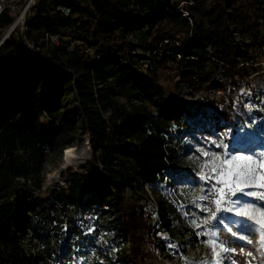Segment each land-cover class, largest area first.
<instances>
[{"label": "trees", "instance_id": "trees-1", "mask_svg": "<svg viewBox=\"0 0 264 264\" xmlns=\"http://www.w3.org/2000/svg\"><path fill=\"white\" fill-rule=\"evenodd\" d=\"M140 2L151 17L134 39L123 22L125 0H37L33 14L24 20L25 31L21 32L22 26L14 29L0 44V264H51L26 254L16 223L20 217L27 220L28 186L41 188L44 133L73 129L61 104L69 92L79 95L91 158L80 166L81 172L70 174L67 185L55 190V201L75 206L91 190L92 201L115 205L117 197L116 221L126 238L118 245V260L124 263L156 264L149 250L154 236L172 229L162 204L153 208L154 221L150 210L134 198L179 163L180 138L173 131V125L179 126V113L164 98L159 70L177 75L195 92L209 85L214 96L220 91L215 99L206 96V102L237 128L233 115H238L227 107L248 82L251 74L246 63L256 57L255 48L264 56V0H188V17L178 13L171 0ZM10 7L0 12V31L13 23ZM61 7H67L68 14ZM75 24L92 30L93 40L69 48L59 29ZM51 37L56 42H50ZM27 41L33 43V52ZM45 48L48 57L42 53ZM137 49L152 58L148 72L139 62ZM46 62L56 71L49 79L42 74ZM39 81L43 86L37 92ZM93 82L105 86L93 93L87 86ZM109 83L125 104L114 98ZM4 84L13 86L11 97L1 92ZM105 112L110 113L108 118ZM128 146L132 147L128 160H117L118 152ZM98 164L101 170L96 169ZM122 187L130 191L126 201H122ZM16 197L26 199L22 213L14 209Z\"/></svg>", "mask_w": 264, "mask_h": 264}, {"label": "rangeland", "instance_id": "rangeland-1", "mask_svg": "<svg viewBox=\"0 0 264 264\" xmlns=\"http://www.w3.org/2000/svg\"><path fill=\"white\" fill-rule=\"evenodd\" d=\"M171 1L176 4L175 10L178 13L182 16L188 14V0ZM125 2L126 5L122 10L123 22L131 30L129 37L134 39L135 32L141 27L144 28L151 13L140 0H125ZM4 3L11 6L10 15L13 17V23L0 31V44L7 41L14 29L17 30L22 26L21 32H24V20L33 14V10L27 8V0H4ZM91 32L92 30L78 28L76 24L70 28L59 29L62 40L69 48L76 44L86 45V41L93 40ZM49 40L54 42L52 38ZM237 41L240 45L239 36ZM247 42L249 43L250 40L248 39ZM32 46L33 43L27 41L26 47L31 52H33ZM255 49L256 57L246 63L251 74L248 82L235 92L233 105L227 107L228 112L232 110L238 115H233L238 123L236 129L206 102V96L209 100L215 99L220 91L214 96V91L209 85L208 88L195 92L186 82L178 81L177 75L173 76L165 69L159 70L164 98H167L179 113L177 116L179 126L173 125V131L178 132L180 138L179 163L170 173H164L162 180L147 185L144 192L138 191L134 194V198L150 210L149 213L151 212L154 221L155 211L154 213L152 211L159 203L165 207L169 218L172 219L171 231L155 235L154 244L149 247L156 264H198L204 260L209 264H216V261H219V264H232V261H235V264H264V241L261 240V233L255 228L250 229L248 224H251V220L236 215V207L229 202L225 201L221 204V211L217 213L219 223L210 220L208 224H203L199 228L192 224L193 220L201 223L210 215L208 211L202 209L216 210L211 185L217 184L219 188L224 185L217 183L218 180L230 181L231 177L228 173L236 163L224 164L222 168L217 169V173H212V164L209 163L203 171L205 174L216 175V179L205 181L201 179L202 165L205 161H210L211 157H206L203 153L215 154L222 160L226 151L230 155L252 156L253 159H257L258 154L264 152V56L259 54L257 48ZM49 52L46 48L42 50L45 57L50 55ZM136 52L143 70L148 72L152 62L150 54L141 49H137ZM55 73L56 71L46 62L42 68L44 79L52 78ZM42 82H37V92L41 91ZM87 86L88 91L95 93L105 85L93 82ZM108 86L113 88L114 98L125 104L118 90H115L114 84L109 83ZM12 90L13 86L10 84L1 87V92L9 97L12 96ZM78 97V93L74 90L66 94L61 102L73 129L61 134L44 133L43 135L41 144L45 163L40 175L41 188L37 190L28 186L31 206L25 211L27 220L22 221L21 217L17 220L16 233L27 255L41 256L51 264H133L118 260V245L126 238L122 236L116 221L119 215L117 203L120 202L117 197L113 200L115 205L111 203L112 201L110 204L104 201H92L94 196L91 190L85 193L75 206H60L55 201V190L67 185L70 174L81 172L80 166L91 158L90 139L88 133L82 129L83 118ZM109 114L105 112L104 116L108 118ZM45 120L48 122L47 118ZM66 148L72 149L67 159H65ZM131 151V146L120 150L117 160L126 162ZM17 153L20 155L22 152ZM216 163L219 164L220 160ZM96 169L101 170V165L98 164ZM259 171L264 174V169ZM121 189L122 201H126L130 191L125 187ZM245 191L261 192L264 189L254 187L245 188ZM201 196L208 198L199 199ZM240 196L241 194L237 193V196L231 199L235 200ZM25 200L23 197L14 199V209L18 213L23 212ZM240 203L254 207L264 205V201L247 196H243ZM228 207H233V211H226ZM251 214L257 219L264 218L254 212ZM245 220L248 222L244 223ZM198 232L218 234L215 250L219 255L215 259L213 245L207 243L213 238L210 235L198 236L196 235ZM193 236L196 237L194 241ZM192 242H197V245L192 246ZM221 242L230 251L223 252L220 247ZM169 244L175 247L169 248Z\"/></svg>", "mask_w": 264, "mask_h": 264}, {"label": "snow or ice", "instance_id": "snow-or-ice-1", "mask_svg": "<svg viewBox=\"0 0 264 264\" xmlns=\"http://www.w3.org/2000/svg\"><path fill=\"white\" fill-rule=\"evenodd\" d=\"M227 146H225L226 148ZM204 156L211 157L210 161H205L202 165L201 170V179L208 181L216 179V175L205 174L203 169L209 166V163L212 164V173H217L218 168H222L224 164H229L236 162L232 169H230L228 175L231 177V180H218L217 183L223 184V187H217V184H212L211 188L213 190V194L215 199L213 203L216 206V210L212 211L211 209L205 208L203 211H208L210 215L203 220L201 223H197L195 220L192 221V224L199 228L203 224H208L210 220H216L219 223V218L217 217V213L221 211V204L225 201L229 202L231 205L236 207V215L247 217L251 220V224H248L250 229L255 228L261 233V240L264 241V218L257 219L255 215L251 213H257L261 217H264V205L260 207H254L250 204H241V198L243 196L247 197H255L260 201H264V191L256 192V191H245V188H254L258 187L260 189H264V174H261L259 169H264V152L258 154L257 159H253L252 156H238V155H230L227 151L224 153V158H221L215 154L204 152ZM220 160V163L217 164L216 161ZM237 193H240L241 196L237 197V199L232 200V197H236ZM207 196H201L199 199H207ZM228 212L233 211V207H228L225 209ZM248 221L245 220L244 223ZM243 227V224L241 225ZM231 231V229H228ZM196 235H210L213 239L207 241V243H211L213 245V257L215 259L219 254L216 253L215 245L218 241V234L216 232H204V233H196ZM235 235V233H233ZM243 238V237H242ZM169 248L175 247V245H168ZM221 250L223 252H228L230 249L223 246V243L220 244ZM234 251V249H231ZM251 255V253H249ZM198 264H209L207 260L202 262H198ZM216 264H219V261H216ZM232 264H235V261H232Z\"/></svg>", "mask_w": 264, "mask_h": 264}, {"label": "built area", "instance_id": "built-area-1", "mask_svg": "<svg viewBox=\"0 0 264 264\" xmlns=\"http://www.w3.org/2000/svg\"><path fill=\"white\" fill-rule=\"evenodd\" d=\"M37 0H27V8L30 7V10L34 9V6L36 4ZM8 6L7 4L4 3V0H0V12L6 7ZM10 6V5H9ZM61 10L65 13L68 14L69 9L67 7H61ZM185 17H188V14L185 15ZM53 39L54 42H56V38L55 37H51Z\"/></svg>", "mask_w": 264, "mask_h": 264}, {"label": "bare ground", "instance_id": "bare-ground-1", "mask_svg": "<svg viewBox=\"0 0 264 264\" xmlns=\"http://www.w3.org/2000/svg\"><path fill=\"white\" fill-rule=\"evenodd\" d=\"M71 152H72V149L71 148H66L65 149V159L68 158V156L71 154Z\"/></svg>", "mask_w": 264, "mask_h": 264}]
</instances>
